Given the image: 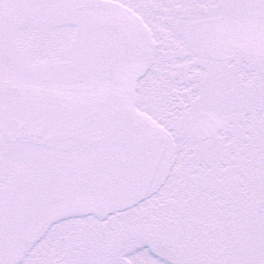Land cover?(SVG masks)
Returning <instances> with one entry per match:
<instances>
[{"label": "snow or ice", "instance_id": "obj_1", "mask_svg": "<svg viewBox=\"0 0 264 264\" xmlns=\"http://www.w3.org/2000/svg\"><path fill=\"white\" fill-rule=\"evenodd\" d=\"M0 264H264V0H0Z\"/></svg>", "mask_w": 264, "mask_h": 264}]
</instances>
